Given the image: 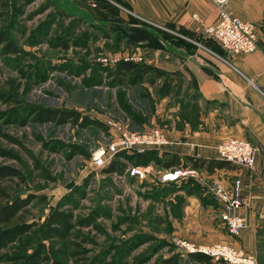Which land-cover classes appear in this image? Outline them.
Wrapping results in <instances>:
<instances>
[{"label":"rangeland","instance_id":"rangeland-1","mask_svg":"<svg viewBox=\"0 0 264 264\" xmlns=\"http://www.w3.org/2000/svg\"><path fill=\"white\" fill-rule=\"evenodd\" d=\"M92 3L101 1L0 0V208L22 204L12 222L0 227V264H162L174 255L179 264H199L188 262L171 238L232 244L196 226L207 212L203 202L188 199L191 184L201 189L195 178L159 183L172 168L152 161L120 159L126 164L120 174L92 165V152L107 143L108 134L100 126H83L82 117L169 135L168 122L147 121L167 77L153 85L155 48L132 33L131 20L130 26L118 18L96 29L75 17V7L90 12ZM150 30L156 37L161 32ZM124 61L145 63L151 71L136 81L133 73H116V62ZM26 108L74 112L78 121L35 123ZM192 166L181 168L193 169L209 193L208 186L220 183L217 172ZM10 171L18 174L7 176ZM53 213L67 218L64 238L46 235ZM17 228L26 232L10 239Z\"/></svg>","mask_w":264,"mask_h":264},{"label":"crops","instance_id":"crops-1","mask_svg":"<svg viewBox=\"0 0 264 264\" xmlns=\"http://www.w3.org/2000/svg\"><path fill=\"white\" fill-rule=\"evenodd\" d=\"M111 1L98 5L95 1V10L90 12L83 6L75 7V17L87 20L96 29L119 18L129 26L130 19L139 23L141 19L172 32L162 36L158 29L161 32L154 36L151 67L167 77L165 82L160 76L155 79L153 85L158 87L160 80L162 92L158 101L154 100L152 113L146 115L151 126L161 121L169 124L166 138L170 144L162 152L179 157V163L171 168L190 167L195 161L203 162L206 168L211 161H218L215 146L227 138L245 139L257 148L251 169L231 165L212 169L217 172L213 176L226 187L234 179H241L244 204L239 213L246 225L238 237L226 233L219 220L220 208L206 190L207 183L203 181L201 189L191 184L193 190L188 194L193 202L205 204L207 214L196 226L221 233L220 242H230L257 257L264 250V0H227L224 5L227 13L255 28L257 49L239 55L226 54L204 35L205 27L218 14L212 0ZM66 10L71 12L72 7ZM193 105L200 111L193 113ZM187 144L196 148L190 149ZM202 190L205 193L199 192Z\"/></svg>","mask_w":264,"mask_h":264},{"label":"built area","instance_id":"built-area-1","mask_svg":"<svg viewBox=\"0 0 264 264\" xmlns=\"http://www.w3.org/2000/svg\"><path fill=\"white\" fill-rule=\"evenodd\" d=\"M112 3L111 0H104ZM218 9L214 22L205 27L204 35L215 42L223 52L230 55L250 54L257 49V36L252 24L234 17L225 11L227 0H212ZM94 7V4H91ZM145 28H155L170 32L166 28L149 24L141 20ZM140 26V25H139ZM172 33V32H170ZM174 34V33H173ZM115 62V61H114ZM117 63V62H116ZM108 134V141L95 148L91 155L94 168H106L120 154L156 150L162 152L170 142L159 129L151 128L144 132L133 130L125 124L113 119L100 122ZM190 149L195 146L187 144ZM217 159L235 168L251 169L255 165L257 148L245 139L227 138L215 146ZM199 154L195 158L199 159ZM196 178V172L189 169H171L158 177L159 183H175ZM241 179H234L228 187L215 182L208 189L220 208L219 220L230 237H238L246 225L245 218L239 213L244 201L241 197ZM207 187V186H205ZM170 243L184 255H197L209 258L212 262L224 264H259L256 256L227 244L195 245L185 239L173 237Z\"/></svg>","mask_w":264,"mask_h":264},{"label":"trees","instance_id":"trees-1","mask_svg":"<svg viewBox=\"0 0 264 264\" xmlns=\"http://www.w3.org/2000/svg\"><path fill=\"white\" fill-rule=\"evenodd\" d=\"M102 3H107L104 0H100ZM134 24L136 28L131 29L133 30L132 33L136 34L141 39H147L149 40L151 44H148V46L154 47L155 43V37L152 34L151 30L149 32V27L146 25H143L142 23H139L133 19H130ZM140 26H139V25ZM157 31V29L153 28ZM130 31V30H129ZM158 32V31H157ZM134 36V35H133ZM135 37V36H134ZM116 73L121 75H128L129 73H133L134 79L136 81L140 80L142 78V74H145L149 71H151L150 67L147 66L145 63H135L132 61H124V62H118L115 65ZM156 76H160L161 73L154 72ZM26 115L31 117V121L35 123H55V124H62L67 122L68 120H72L73 123H77L78 116L74 112H58L54 110L49 109H35V108H26ZM132 118V115H131ZM83 126L85 125H94L95 127H101L100 122H97L95 120H89L86 117H82ZM185 158V157H184ZM120 159H123L129 163H132L134 165H146L148 162H153L155 164H161L164 169L171 168L173 166H176L179 163V157L170 154L168 152H158L156 150H146L143 152H135L130 154H120L116 156L109 165L104 168L103 170L107 173H122L125 170L124 162H121ZM194 168H202L204 167L203 162H194L192 164ZM192 166V167H193ZM228 168L229 164L222 162L220 160L218 161H211L208 166L206 167L207 172L211 173L212 169H222V168ZM18 173L15 171H10L7 173V176H16ZM197 187V185H196ZM21 202L12 201L7 206H4L0 208V227L2 225H8L12 220L16 217V214L18 212V207H21ZM48 226L46 227V235L49 238L52 237H61L64 238L67 228H68V222L67 218L63 216L61 213H53L51 217L48 220ZM18 231L12 235L10 239L14 240L18 235H21L22 233L26 232V230H23L25 228H22V232L19 233L20 229L17 228ZM4 236V234H3ZM261 247H264V245H261ZM260 263L264 262V256L258 255L256 257ZM46 260H44L45 262ZM188 262H194L199 264H212V261L203 256H197V255H188L187 256ZM180 258L176 255L171 256L170 258L164 260L162 264H179Z\"/></svg>","mask_w":264,"mask_h":264}]
</instances>
